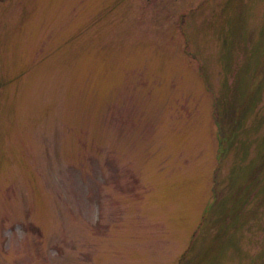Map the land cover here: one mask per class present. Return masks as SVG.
Listing matches in <instances>:
<instances>
[{"label":"rangeland","instance_id":"obj_1","mask_svg":"<svg viewBox=\"0 0 264 264\" xmlns=\"http://www.w3.org/2000/svg\"><path fill=\"white\" fill-rule=\"evenodd\" d=\"M0 264H264V0H0Z\"/></svg>","mask_w":264,"mask_h":264}]
</instances>
